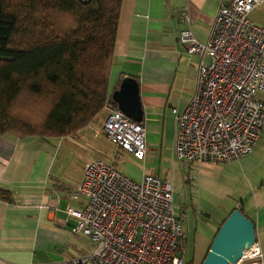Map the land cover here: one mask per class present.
<instances>
[{"label": "crops", "instance_id": "0c3cea01", "mask_svg": "<svg viewBox=\"0 0 264 264\" xmlns=\"http://www.w3.org/2000/svg\"><path fill=\"white\" fill-rule=\"evenodd\" d=\"M221 0H122L110 92L125 76L138 80L147 128V156L139 161L117 146L103 150L92 136L104 135V109L95 122L75 136L21 138L11 132L0 136V264H67L93 251L92 241L75 235L77 221L65 207L68 192L80 184L86 165L97 157L111 161L124 173L141 179L152 172L174 184L176 210L190 235L189 249L202 264L223 221L237 207L255 223L264 252V131L254 151L224 164L201 163L182 170L175 155L177 120L192 98L199 57L186 51L180 31L191 28L197 39L210 37ZM190 21L180 18V11ZM264 25V1L251 12ZM106 137V136H105ZM77 147L95 151L77 172L69 157ZM175 186V185H174ZM79 199H72L79 205Z\"/></svg>", "mask_w": 264, "mask_h": 264}, {"label": "built area", "instance_id": "2783aa9c", "mask_svg": "<svg viewBox=\"0 0 264 264\" xmlns=\"http://www.w3.org/2000/svg\"><path fill=\"white\" fill-rule=\"evenodd\" d=\"M264 0H221L210 37L191 28L180 42L199 57L195 92L172 109L177 120L175 155L184 171L201 163L224 164L251 154L264 131V25L251 18ZM180 18L190 21L186 10ZM106 101L102 130L139 161L147 156V128ZM65 207L76 219L75 235L93 251L67 264H185L190 235L176 210L174 184L148 172L135 179L103 158L91 160L68 192ZM78 198L79 205L72 199ZM238 264H264L256 239Z\"/></svg>", "mask_w": 264, "mask_h": 264}, {"label": "trees", "instance_id": "16d2710c", "mask_svg": "<svg viewBox=\"0 0 264 264\" xmlns=\"http://www.w3.org/2000/svg\"><path fill=\"white\" fill-rule=\"evenodd\" d=\"M121 4L0 0V136L75 137L110 97L117 105L109 87Z\"/></svg>", "mask_w": 264, "mask_h": 264}, {"label": "water", "instance_id": "95a60500", "mask_svg": "<svg viewBox=\"0 0 264 264\" xmlns=\"http://www.w3.org/2000/svg\"><path fill=\"white\" fill-rule=\"evenodd\" d=\"M118 107L130 118L142 122L144 111L138 80L125 76L112 93ZM257 239L255 223L240 207L235 208L218 229L202 264H238Z\"/></svg>", "mask_w": 264, "mask_h": 264}, {"label": "rangeland", "instance_id": "374dc122", "mask_svg": "<svg viewBox=\"0 0 264 264\" xmlns=\"http://www.w3.org/2000/svg\"><path fill=\"white\" fill-rule=\"evenodd\" d=\"M91 139H92V141L95 144H97L103 150L110 151L111 148L115 146L104 135H97L95 137L92 136ZM72 153H73V155L71 157H69V162L68 163H70L71 171H73V172H75V171L77 172V170L80 168V166H82L89 158H91V157H93L95 155V151L94 150H91L89 148L85 149V148H82V147H77V150L73 151ZM99 156L97 158H101ZM119 168L122 169V165H121V167L119 166ZM181 181H183V177H182L181 172L178 171L175 174V176H174V185H175L174 189H179L181 187V185H180ZM181 205L182 204L178 205L180 207V209L178 210V214L179 215H183L182 208L184 209V207L181 206ZM192 258H194V251L191 248V249L188 250V253H187V256H186V260H185V264H190ZM192 264H200V261H198V260H196L194 258Z\"/></svg>", "mask_w": 264, "mask_h": 264}]
</instances>
